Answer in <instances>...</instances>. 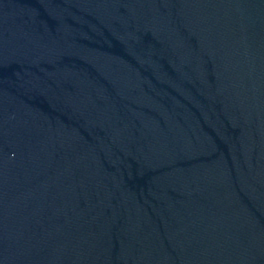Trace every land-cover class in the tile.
Segmentation results:
<instances>
[{"label": "water", "instance_id": "water-1", "mask_svg": "<svg viewBox=\"0 0 264 264\" xmlns=\"http://www.w3.org/2000/svg\"><path fill=\"white\" fill-rule=\"evenodd\" d=\"M0 264H264V0H0Z\"/></svg>", "mask_w": 264, "mask_h": 264}]
</instances>
